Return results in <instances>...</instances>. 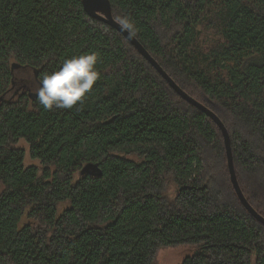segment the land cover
<instances>
[{
  "label": "trees",
  "instance_id": "1",
  "mask_svg": "<svg viewBox=\"0 0 264 264\" xmlns=\"http://www.w3.org/2000/svg\"><path fill=\"white\" fill-rule=\"evenodd\" d=\"M111 3L220 116L241 188L264 216V0ZM89 52L100 78L79 111L46 110L36 91L3 99L17 68L39 87ZM21 140L39 164H25ZM223 160L227 180L211 173ZM230 176L219 125L82 0H0V264H156L161 249L190 245L181 264H264V224Z\"/></svg>",
  "mask_w": 264,
  "mask_h": 264
},
{
  "label": "clouds",
  "instance_id": "2",
  "mask_svg": "<svg viewBox=\"0 0 264 264\" xmlns=\"http://www.w3.org/2000/svg\"><path fill=\"white\" fill-rule=\"evenodd\" d=\"M123 30L134 34V22L128 16L119 19ZM99 54L96 52L73 55L65 59L58 70L44 74L40 80L36 97L46 110L77 108L84 104L86 94L100 78L97 69Z\"/></svg>",
  "mask_w": 264,
  "mask_h": 264
},
{
  "label": "water",
  "instance_id": "3",
  "mask_svg": "<svg viewBox=\"0 0 264 264\" xmlns=\"http://www.w3.org/2000/svg\"><path fill=\"white\" fill-rule=\"evenodd\" d=\"M83 7L85 11L91 17L95 19H99L110 26L117 29L121 32L137 49L138 51L146 57L149 62L156 68L158 71L163 75V77L168 80L170 85L177 91L178 94L181 95L182 98L187 100L189 103L206 113L209 117H211L221 128L226 149H227V156H228V164L230 168V179L233 183V186L236 190V193L244 205V207L254 216L259 222L264 224V216L255 209V207L249 202L247 199L241 185L239 183V179L237 173L235 171L234 166V158H233V150H232V143H231V136L229 133L228 128L226 127L225 123L222 121L220 116L213 111L211 108L207 107L202 102L195 99L189 93H187L168 73L164 70V68L159 64V62L150 54V52L145 48V46L139 41V39L133 34L129 35L127 30H123L120 23L115 19L113 14V8L111 0H82ZM90 166V165H88ZM87 166V167H88ZM98 166H95L97 168Z\"/></svg>",
  "mask_w": 264,
  "mask_h": 264
},
{
  "label": "rangeland",
  "instance_id": "4",
  "mask_svg": "<svg viewBox=\"0 0 264 264\" xmlns=\"http://www.w3.org/2000/svg\"><path fill=\"white\" fill-rule=\"evenodd\" d=\"M17 73L16 82L13 85L14 87L5 94L3 99H15L22 92H35L38 89V84L33 80V76L31 75V71L22 70L21 68H17L15 70ZM19 146L25 148L27 151V156L25 160L26 165H34L39 164L38 160L32 159L30 157L29 145L26 141L21 140L19 142ZM211 173L214 177L218 179L227 180V164L226 161L223 160L221 163H214L211 168ZM170 197H174L176 195V187L173 183H171L169 191L167 193ZM67 206V203L64 202L59 206V213ZM196 250V246H180V247H169L161 249L158 256V262L156 264H181L185 257L190 254L192 251Z\"/></svg>",
  "mask_w": 264,
  "mask_h": 264
}]
</instances>
